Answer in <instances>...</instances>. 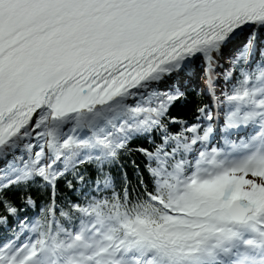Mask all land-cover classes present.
Instances as JSON below:
<instances>
[{
    "label": "snow or ice",
    "instance_id": "6c2138e0",
    "mask_svg": "<svg viewBox=\"0 0 264 264\" xmlns=\"http://www.w3.org/2000/svg\"><path fill=\"white\" fill-rule=\"evenodd\" d=\"M0 264H264V0H0Z\"/></svg>",
    "mask_w": 264,
    "mask_h": 264
}]
</instances>
